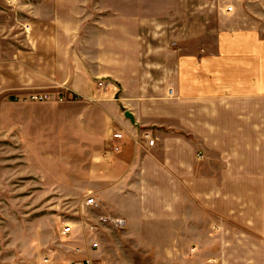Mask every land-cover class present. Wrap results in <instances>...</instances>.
Here are the masks:
<instances>
[{
  "label": "crops",
  "instance_id": "obj_1",
  "mask_svg": "<svg viewBox=\"0 0 264 264\" xmlns=\"http://www.w3.org/2000/svg\"><path fill=\"white\" fill-rule=\"evenodd\" d=\"M56 2L66 38L51 39L48 82L72 100L53 144L90 165L101 211L113 196L144 212L122 218L144 241L184 236L220 244L215 264H264V0ZM17 123L19 144H52L36 118Z\"/></svg>",
  "mask_w": 264,
  "mask_h": 264
},
{
  "label": "rangeland",
  "instance_id": "obj_2",
  "mask_svg": "<svg viewBox=\"0 0 264 264\" xmlns=\"http://www.w3.org/2000/svg\"><path fill=\"white\" fill-rule=\"evenodd\" d=\"M53 1L0 0V264H61L87 253L101 264H173L177 254L182 256L177 264H215L221 257L218 243L206 250L203 240L189 242L182 236L174 243L168 236L160 239L147 232L144 241V226H133L131 234L126 227L96 235L87 230L95 219L84 208L95 186L90 165L75 160L74 153L61 156V148L53 144L64 103L72 100L60 96V83L48 82L49 76L58 78L50 72L51 39L66 38L59 36V28L65 26L63 6L68 4ZM27 117L49 130L52 144L18 143L15 135L22 127L17 120ZM35 129L29 126V135L34 136ZM43 157L50 162L41 167L38 160ZM26 158L31 163H24ZM202 159L200 152L197 160ZM119 201L102 196L103 212L131 220L144 217L135 209L115 208ZM197 202H203V195ZM64 224L72 226L68 236L60 234ZM91 241L99 243L94 253L87 249Z\"/></svg>",
  "mask_w": 264,
  "mask_h": 264
},
{
  "label": "built area",
  "instance_id": "obj_3",
  "mask_svg": "<svg viewBox=\"0 0 264 264\" xmlns=\"http://www.w3.org/2000/svg\"><path fill=\"white\" fill-rule=\"evenodd\" d=\"M43 1H49V0H43ZM103 84L99 83L98 87H102ZM32 100L34 101H43V96H32ZM112 139L115 141H121L123 139V136L121 133H115L112 135ZM144 139L147 141V145L149 147L154 146L155 140L149 139L148 134L144 135ZM120 148L119 146L114 147L115 152H119ZM84 208L89 214L94 215V221L92 224H87L86 228L90 232V234H99L102 231H114V232H120L123 231L126 227V222L122 218L113 217L108 214H105L101 211V204L99 200L95 196H90L85 202H84ZM72 230V226L70 224H64L61 228L60 234L62 236H68ZM89 252H96L99 249V243L96 241L89 242L88 246ZM77 255L81 253L80 250H77ZM81 255V254H80ZM83 256V254L81 255ZM61 264H101L98 260H92L86 257H77V259H70L65 260Z\"/></svg>",
  "mask_w": 264,
  "mask_h": 264
},
{
  "label": "water",
  "instance_id": "obj_4",
  "mask_svg": "<svg viewBox=\"0 0 264 264\" xmlns=\"http://www.w3.org/2000/svg\"><path fill=\"white\" fill-rule=\"evenodd\" d=\"M126 117L130 118V116L127 114Z\"/></svg>",
  "mask_w": 264,
  "mask_h": 264
}]
</instances>
